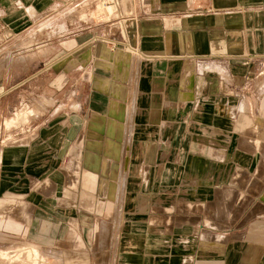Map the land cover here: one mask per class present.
<instances>
[{
    "label": "crops",
    "instance_id": "0c3cea01",
    "mask_svg": "<svg viewBox=\"0 0 264 264\" xmlns=\"http://www.w3.org/2000/svg\"><path fill=\"white\" fill-rule=\"evenodd\" d=\"M102 1L0 0V117L42 108L0 143V233L48 264H264V0Z\"/></svg>",
    "mask_w": 264,
    "mask_h": 264
},
{
    "label": "rangeland",
    "instance_id": "374dc122",
    "mask_svg": "<svg viewBox=\"0 0 264 264\" xmlns=\"http://www.w3.org/2000/svg\"><path fill=\"white\" fill-rule=\"evenodd\" d=\"M103 0L101 3L98 2V6L96 8V13L98 16L105 15L107 12L106 7ZM104 8V9H103ZM53 20H47V18L40 21V23L36 26L41 30L48 29L49 24L50 26L53 24ZM53 28V27H52ZM44 35H47L44 33ZM37 36H35L32 32L29 33L28 36L19 38L18 41L12 40L9 42V46L15 47V45L24 44L27 46V51L24 53L26 57H32L35 51V41H37ZM40 39H44V36H40ZM14 49H9L7 54L8 58L15 62L16 52L13 51ZM14 57V58H13ZM16 94L10 95V101L12 100L15 105L14 107L10 108V110L0 117V143L2 144H9L15 142L17 139V135H21L19 133L22 128L32 125V119L35 114L40 113L42 108L37 104H31V101L25 100H18L16 98ZM28 96H31L28 95ZM27 97V96H26ZM43 101L45 104L51 103L46 97H43ZM41 103V102H40ZM17 133V134H16ZM3 140V141H2ZM2 141V142H1ZM23 199L20 195H16L11 192H7L4 195H0V215L1 216H10L12 208H16V205L19 204ZM6 211V212H5ZM32 241L23 240L12 235H5L0 233V252H6L8 255L6 257H1L0 255V264H48L46 255L37 247H34ZM38 250V256H34L31 254L30 251L32 249ZM40 251V252H39Z\"/></svg>",
    "mask_w": 264,
    "mask_h": 264
},
{
    "label": "bare ground",
    "instance_id": "6f19581e",
    "mask_svg": "<svg viewBox=\"0 0 264 264\" xmlns=\"http://www.w3.org/2000/svg\"><path fill=\"white\" fill-rule=\"evenodd\" d=\"M104 9V8H103ZM110 8L106 9L107 11L109 10ZM32 255L34 256H38V250L37 249H32V251H30ZM0 255L1 257H6L8 255V253L6 252H0Z\"/></svg>",
    "mask_w": 264,
    "mask_h": 264
},
{
    "label": "built area",
    "instance_id": "2783aa9c",
    "mask_svg": "<svg viewBox=\"0 0 264 264\" xmlns=\"http://www.w3.org/2000/svg\"><path fill=\"white\" fill-rule=\"evenodd\" d=\"M108 0H106V2H107Z\"/></svg>",
    "mask_w": 264,
    "mask_h": 264
}]
</instances>
